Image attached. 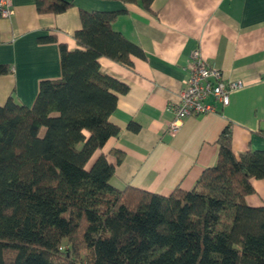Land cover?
<instances>
[{"label": "trees", "instance_id": "16d2710c", "mask_svg": "<svg viewBox=\"0 0 264 264\" xmlns=\"http://www.w3.org/2000/svg\"><path fill=\"white\" fill-rule=\"evenodd\" d=\"M121 1L147 11L153 2ZM35 5L61 13L72 2ZM117 13L80 9L78 48L58 43L60 76L41 80L31 105L11 95L0 104V264H264V205L245 199L251 178L264 177V149L236 153L230 124L190 189L110 184L115 164L94 153L119 131L109 115L127 86L98 58L131 66L130 56L145 57L112 28Z\"/></svg>", "mask_w": 264, "mask_h": 264}, {"label": "crops", "instance_id": "0c3cea01", "mask_svg": "<svg viewBox=\"0 0 264 264\" xmlns=\"http://www.w3.org/2000/svg\"><path fill=\"white\" fill-rule=\"evenodd\" d=\"M66 1L72 5L61 13H39L36 0H11L14 13L0 17V63L10 66L9 73L0 75V104L11 95L31 105L39 82L60 76L58 43L78 48L73 36L81 28L80 9L115 11L112 28L145 57L130 56L131 66L98 58L103 73L127 86L116 92L109 115L119 131L94 153H105L115 164L112 186L130 184L162 194L177 185L190 189L202 170L215 163V140L228 124L236 153L264 149V0H153L151 11L121 0ZM42 36L57 41L41 42ZM196 48L208 65L241 87L230 92L226 105L209 97L214 111L186 116L170 132L174 114L169 104L178 101L188 56ZM251 182L254 192L245 196L246 202L264 205V177Z\"/></svg>", "mask_w": 264, "mask_h": 264}, {"label": "built area", "instance_id": "2783aa9c", "mask_svg": "<svg viewBox=\"0 0 264 264\" xmlns=\"http://www.w3.org/2000/svg\"><path fill=\"white\" fill-rule=\"evenodd\" d=\"M13 13L11 0H0V17L7 18ZM188 59V75L183 80L178 101L169 104L174 114L168 124L170 132H175L186 116L214 111V103L207 101L209 97L226 105L230 92L241 87L240 82L227 80L219 68L208 65L198 48L190 52Z\"/></svg>", "mask_w": 264, "mask_h": 264}]
</instances>
